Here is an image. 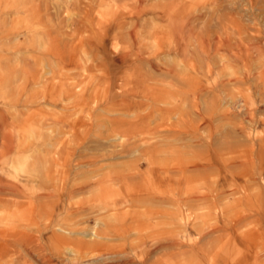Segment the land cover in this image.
<instances>
[{
  "label": "rangeland",
  "instance_id": "374dc122",
  "mask_svg": "<svg viewBox=\"0 0 264 264\" xmlns=\"http://www.w3.org/2000/svg\"><path fill=\"white\" fill-rule=\"evenodd\" d=\"M212 1L182 0L181 17L194 22L207 17L213 22L209 25L212 36L217 35L213 38L219 39L225 37L222 25L228 23L226 28L231 30V17H240L237 20L243 21L249 36L264 37V0ZM167 2L0 1V114L7 120L5 131L0 123V181L20 187L0 189V264H42L47 260L70 264L78 259L73 243L93 239L107 224L114 229L100 249L106 255L103 264H264V174L258 173L259 140L246 139L241 128L264 132V91L258 90L264 88V53L256 50L255 55L251 50L253 68L230 63L238 68L234 73L232 66L221 68L215 55L210 64L213 71L205 72V79L198 78L203 89L207 88L198 98L200 106L207 114L214 112L217 125L213 133L203 132L202 138L210 134L216 143L236 142L230 155H234L239 176L233 183L228 174L220 172L203 179L187 178L188 173L183 177L178 163L191 155V140L184 128L189 103L181 102L176 94L185 83L167 68L174 72L190 69L175 49L172 25L162 15ZM197 20V25L192 21L196 27L200 26ZM243 75H248L250 84L239 79ZM255 77L261 79V87ZM144 86L150 93L142 91ZM231 92L238 101L235 109L227 98ZM215 95L221 99L216 101ZM176 103L179 107L172 111ZM141 119L145 124L138 130ZM236 124L241 125L238 130ZM3 131L10 135V150L1 147ZM198 148L204 155L211 154L204 145ZM253 148L257 150L251 151ZM179 185L182 196L202 192L205 201L188 200L183 207V202L173 198L176 191L181 193ZM103 192L110 199L122 195L126 202L118 208L100 209ZM213 197L218 199L216 206ZM181 210L190 215L186 224L178 219ZM235 216L242 220L233 231L230 226Z\"/></svg>",
  "mask_w": 264,
  "mask_h": 264
},
{
  "label": "bare ground",
  "instance_id": "6f19581e",
  "mask_svg": "<svg viewBox=\"0 0 264 264\" xmlns=\"http://www.w3.org/2000/svg\"><path fill=\"white\" fill-rule=\"evenodd\" d=\"M1 1V0H0ZM14 1V0H13ZM26 1V0H25ZM164 1V0H163ZM167 1V0H166ZM249 1H251V0H249ZM12 2V1H11ZM19 2V1H18ZM141 2V1H140ZM213 3H214V0L212 1ZM229 2V1H228ZM20 3V2H19ZM215 3H216V0H215ZM249 3V2H248ZM167 4H168V8L167 9H169V11L170 12H168V11H166L165 9V6L163 7L162 6V8H163V12H166V13H163L162 15H166V17H165V19H166V21L168 22V24H169V22H170V26L173 28V30H174V32L175 33H173L174 34V37H176L173 41H174V44H175V49H177L178 50V52H179V54H180V58H181V60H182V62H186L187 64H188V68L190 69V71L189 72H186V71H184V72H174V70L172 69V68H167V70H168V72H170L171 74H175V75H177V77L178 78H180L181 80H182V82H184L185 83V85H183V86H185L184 88H182V89H178V92L176 93L177 94V96H178V99H180V101L181 102H185V103H189L188 104V108H189V110H188V112H187V110H186V113H187V120H185L186 121V125H185V131H186V133H187V135L189 136V141L191 142V155H195V157H193V158H191L192 156L190 155V157H188V159L186 160V161H183V162H181V161H179V168H178V171L183 175V177H185L186 175H187V173H188V175L186 176L187 178H190L191 176H193V177H198V178H202V177H204V176H206V175H210V174H213V173H211V172H220V173H224V174H228L230 177H231V181H232V183L234 182V178H235V176L236 175H238V171H237V165L234 163V155H230L231 153H234L235 152V141L234 140H232V141H224V142H218L217 141V143L216 142H213V140H212V138H214V137H212V135H210L209 134V136H207V135H205V136H207V137H203L202 138V135H203V132H207V131H209L210 133H213L215 130V128H216V123H215V119L213 118V113H211V115L210 114H207L205 111H204V109H202L201 108V106H200V102H199V100H198V98L200 99V95H201V92L202 91H204V90H206L207 88H205V89H203V86H202V81L200 80H198V78L199 77H201V76H205V72H212L213 70V68L212 67H210V66H212V65H210V64H212V58H213V56H215L216 55V57L219 59V61H220V63L219 64H221L220 66H221V68H226V67H228V66H232V65H229L230 63H234V67H237L238 65V63H241V64H243V66H241V64H240V66L241 67H244V69L249 65V68H250V63H252L251 62V57L253 58V55L251 56V53H252V51L253 52H255L256 54L255 55H257L258 53L256 52V50L257 51H261V53H264V37H262V38H260V37H258V33H259V35H261L262 34V36H264V33H261L260 34V31L258 30V32H257V34H255V35H257V37H255V36H249L248 35V29L246 28V26L244 25V24H242L243 23V21H242V23L239 21V20H237V19H240V17L239 18H237L236 20H234V19H232V17H231V20L229 21V23L231 24L230 25V28H231V30L230 29H227L226 28V26H227V24L225 25V26H223L224 24H223V22H222V28L221 29H223V31L225 32L224 34H225V37L223 36V38H221V36H219L220 37V39L219 38H213V37H215V36H217V35H215L214 34V36H212L213 35V33H211L210 32V28H209V25H211V22H212V20H208V18L206 17V20L204 19V18H199L198 20H197V22H199V24H200V26L198 25V27H196V25L198 24V23H195L196 22V20H195V22H194V20H193V18H192V20L191 21H189L188 19H184L183 20V18L181 17V10H182V7H181V4H183L182 3V0H168V2H167ZM188 4V3H187ZM232 4V3H231ZM245 4V3H244ZM1 5V4H0ZM5 7H6V5L5 4H3ZM12 5V4H11ZM236 5V4H235ZM234 5V6H235ZM240 5V4H239ZM4 7V8H5ZM18 7V6H17ZM232 7V6H231ZM236 7V6H235ZM243 7H245V6H243ZM246 8V7H245ZM187 9V8H186ZM241 9V8H240ZM0 10H3V9H0ZM19 10V9H18ZM198 10V9H197ZM22 11V10H21ZM236 11H239L238 9H236ZM2 12V11H1ZM6 12H7V10H6ZM18 12V11H17ZM235 12V11H234ZM3 13V12H2ZM161 13H162V11H161ZM4 14V13H3ZM195 14V13H194ZM230 14V13H229ZM219 15V14H218ZM225 15H227V17H228V14H225ZM237 15V14H236ZM10 16V15H9ZM131 16V15H130ZM217 16V15H216ZM205 17V16H204ZM211 17V16H210ZM212 17H214V16H212ZM211 17V18H212ZM217 17H219V16H217ZM234 17V16H233ZM196 18V17H195ZM221 18V17H220ZM220 18H218V20L220 19ZM224 18V17H223ZM229 18V17H228ZM161 20V19H160ZM215 20H217L216 19V17H215ZM221 20V19H220ZM223 20V19H222ZM227 20V19H226ZM3 21V20H2ZM196 24V25H194L193 24V22ZM245 21V20H244ZM201 22V23H200ZM213 23V22H212ZM249 23V22H248ZM215 24H218V23H215ZM251 26H253L251 23H249ZM249 24H247V25H249ZM169 27V26H168ZM256 27V26H255ZM2 28V27H1ZM166 28V27H165ZM254 28V27H253ZM132 29V28H131ZM213 29V28H212ZM168 30V29H167ZM172 30V31H173ZM255 30V29H254ZM7 31V30H6ZM133 31H135V30H133ZM217 31V30H216ZM215 31V32H216ZM214 32V33H215ZM219 32H221V31H219ZM218 32V33H219ZM252 31H250V33H251ZM254 32V31H253ZM252 32V34H254ZM46 33V32H45ZM159 33V32H158ZM161 33V32H160ZM48 34V33H47ZM172 34V33H171ZM156 35V34H155ZM154 35V36H155ZM242 35H245V37L243 36L242 37ZM165 36H167V35H165ZM173 36V35H172ZM230 36H232V38L230 37ZM160 37H162V36H160ZM230 37V38H229ZM142 38H144V37H142ZM151 38V37H150ZM163 38V37H162ZM177 38H178V40H177ZM179 38L183 41V43L181 44H178L179 43ZM134 39V38H133ZM131 40H132V38H131ZM178 42H177V41ZM140 41V40H139ZM171 41V40H170ZM149 42V41H148ZM172 42V41H171ZM136 44V43H135ZM165 45V44H164ZM172 46V45H171ZM138 47V46H137ZM159 47V46H158ZM46 48V47H45ZM137 49V48H136ZM136 49H134V50H136ZM174 49V50H175ZM224 50V51H227L228 52V55H223L222 53H224L223 51L221 52V50ZM253 49V50H252ZM252 50V51H251ZM136 52V51H135ZM134 52V53H135ZM138 52V51H137ZM140 53V52H139ZM261 53H259V54H261ZM225 54H226V52H225ZM253 54V53H252ZM141 55V54H140ZM155 55V54H154ZM143 56H145V55H143ZM256 57V56H255ZM254 57V58H255ZM259 57H262V54L261 55H259ZM218 59H217V61H218ZM256 60L258 59V63L260 62V63H262L261 61H262V59L260 60L258 57L257 58H255ZM254 59V60H255ZM260 60V61H259ZM126 61V60H125ZM132 61V60H131ZM253 61V60H252ZM184 62V63H185ZM257 62V61H256ZM128 63V62H127ZM214 63V62H213ZM237 63V64H236ZM173 64V63H172ZM182 64V63H181ZM180 64V65H181ZM218 64V63H217ZM257 64V63H256ZM237 65V66H236ZM258 65V64H257ZM261 64H259V66H260ZM219 66V67H220ZM232 66V68H234ZM255 66V65H254ZM258 66V68H256L257 69V71L259 70L260 71V67ZM215 67H217V65L215 66ZM251 67H252V65H251ZM221 68H218V69H221ZM229 68V67H228ZM232 68H230V71H231V69ZM253 68V67H252ZM175 69V68H174ZM181 69V68H180ZM217 69V68H216ZM238 69V68H237ZM237 69L235 70V68L232 70L233 71V73H234V70L235 71H237ZM29 70V69H28ZM164 70V69H163ZM249 70V69H248ZM180 71V70H179ZM182 71V70H181ZM217 71V70H216ZM224 71H229L228 69L227 70H224ZM224 71L222 70V72L224 73ZM231 71V72H232ZM240 71V73L243 71H241V70H239ZM246 71V70H245ZM256 70L255 71H253V73L254 72H257ZM7 72V71H6ZM217 72H219V71H217ZM221 72V70H220V73H222ZM230 72V73H231ZM250 72V71H249ZM215 74H217L216 72H214ZM232 74V73H231ZM245 74H247V73H245ZM261 74L262 75H264V70H262L261 71ZM2 75V74H1ZM4 75H5V73H4ZM208 75H209V73H208ZM210 75H212V77L211 78H213V75L214 74H211L210 73ZM224 75H227V74H224ZM233 75H235V74H233ZM236 75H238V73H236ZM23 76V75H22ZM41 76V75H40ZM204 76H203V78H204ZM256 76H257V74H256ZM259 76V75H258ZM209 77V76H208ZM217 77V76H216ZM226 77V76H225ZM229 77H230V74H229ZM261 76H259V78H260ZM7 78V77H6ZM210 78V77H209ZM254 78V77H253ZM256 78L257 77H255V80H256ZM258 78V79H259ZM261 78H264V76H262ZM205 79V78H204ZM204 79H203V81H204ZM224 79V78H223ZM232 78H230V80H231ZM234 79V78H233ZM240 80H242L243 81V83L244 82H246V83H249L248 82V75H243V77L242 78H239ZM258 79L256 80L257 82H258V84L260 85V83H261V79H260V81H258ZM144 80V79H143ZM142 80V81H143ZM147 80V79H146ZM209 80V79H208ZM217 80V79H216ZM219 80H220V78H219ZM225 80V79H224ZM224 80H223V82H224ZM254 80V79H253ZM141 81V82H142ZM207 81V80H206ZM211 81H214V80H212L211 79ZM232 81V80H231ZM239 81V80H238ZM146 82V81H145ZM205 82V81H204ZM217 82L218 81H216V84H217ZM223 82H220L221 84H220V86H221V88H224L223 86ZM240 82V81H239ZM262 82H264V81H262ZM1 83H3V82H1ZM206 83V82H205ZM209 83H210V81H209ZM208 83V84H209ZM215 82H213L212 84H214ZM229 83V82H228ZM236 83H238V82H236ZM236 83H234V84H236ZM252 83V82H251ZM254 83L256 84V82L254 81ZM254 83H253V86H254ZM136 84V83H135ZM142 84H143V82H142ZM204 84V83H203ZM218 84H219V82H218ZM250 84V83H249ZM248 84V85H249ZM257 84V85H258ZM43 85V84H42ZM144 85V84H143ZM150 85V84H149ZM205 85V84H204ZM210 85V84H209ZM244 85V84H243ZM262 85V87H264V83H262L261 84ZM261 85H260V87H261ZM74 86V85H73ZM132 86V85H131ZM216 86V85H215ZM220 86H219V88H220ZM239 86V85H238ZM245 86V85H244ZM247 86V85H246ZM144 87H146V86H144ZM143 87V88H144ZM206 87V86H205ZM212 87V86H211ZM241 87V86H240ZM247 87H249V86H247ZM218 88V89H219ZM239 88V87H238ZM256 88V87H255ZM259 88V87H258ZM7 89V88H6ZM145 89H148L147 87L146 88H144L142 91H144ZM227 89V88H226ZM248 89V88H247ZM257 89V88H256ZM4 90V89H3ZM23 90V89H22ZM214 90V89H213ZM225 90V89H224ZM239 90H241V89H239ZM242 90H245L244 88L242 89ZM258 90H260V92H262V91H264V88H262V89H258ZM6 91V90H5ZM136 91V90H135ZM147 91V90H146ZM210 91V90H209ZM215 91V90H214ZM218 91V90H217ZM217 91H215V92H217ZM232 91V90H231ZM249 91V90H248ZM148 93H150V90L148 89V91H147ZM205 92V91H204ZM259 92V91H258ZM260 92H259V94H260ZM218 93V92H217ZM235 93V92H234ZM152 94V93H151ZM203 94H205V93H203ZM6 95V94H5ZM153 95V94H152ZM152 95H150V96H152ZM158 95V93L157 94H154L153 96H155L156 98L158 97H161V96H157ZM162 95V94H161ZM221 95V94H220ZM216 96V101L217 100H219V99H221V98H219V97H221V96H217V95H215ZM214 96V97H215ZM251 96V95H250ZM256 96V95H255ZM261 96H264V95H261ZM154 97V98H155ZM171 97H172V95H171ZM225 97V96H224ZM253 97V96H252ZM259 97H260V95H259ZM155 98V99H156ZM174 98H176V95H175V97H173L172 99H174ZM217 98H219V99H217ZM227 98L229 99V104L231 105V107L232 108H234L235 109V105H236V103H238V101H237V99L232 95V92H231V95H227ZM226 98V99H227ZM238 98H240L239 96H238ZM171 99V98H170ZM171 99V100H172ZM202 99V98H201ZM245 98H242V100H244ZM260 99V98H259ZM261 99H264V98H261ZM205 100V99H204ZM214 100V99H213ZM176 101V100H175ZM239 101H241V100H239ZM248 101V100H247ZM202 102V101H201ZM205 102V101H204ZM242 102H244V101H242ZM242 102H241V104H242ZM257 102V101H256ZM260 102H262V101H260ZM206 103V102H205ZM221 103V102H220ZM240 103V102H239ZM244 103H246V100H245V102ZM167 104H168V102H167ZM182 104V103H181ZM250 104H251V102H250ZM255 104V103H254ZM163 105V104H162ZM201 105H203V103H201ZM205 105V104H204ZM243 105V104H242ZM241 105V106H242ZM249 105V104H248ZM207 106V105H206ZM210 106H212V104L210 105ZM226 106V105H225ZM179 107V105L176 103V104H174L173 105V107H172V111L173 110H175L176 108H178ZM218 107V106H217ZM228 107V106H227ZM237 107V106H236ZM246 107V104H245V106H244V108ZM205 108V107H204ZM211 108V107H210ZM230 108V107H229ZM240 108V107H239ZM243 108V107H242ZM163 109V108H162ZM206 109V108H205ZM209 109V108H208ZM217 109V108H216ZM9 110V109H8ZM156 110H159V109H156ZM165 110V109H164ZM211 110V109H210ZM212 110H214V109H212ZM253 110V109H252ZM169 111H171V109H169ZM171 111V112H172ZM222 111V110H221ZM221 111H220V113H221ZM228 111V110H227ZM226 111V112H227ZM247 111V110H246ZM255 111V110H254ZM166 112H167V110H166ZM229 112V111H228ZM225 113V116H226V118L228 117L229 118V113L230 112H232V111H230L229 113ZM251 112L252 111H250V115H251ZM219 113V112H218ZM224 113V112H223ZM235 113V112H234ZM248 114H249V112H247ZM169 114V113H168ZM168 114H166V116L168 115ZM179 114V113H178ZM177 114V115H178ZM254 114V113H253ZM252 114V116H255V115H253ZM160 115H161V113H160ZM165 115V114H164ZM232 115V114H231ZM243 115V114H242ZM174 116V115H173ZM182 116V115H181ZM184 116V115H183ZM182 116V117H183ZM249 116V115H248ZM247 116V117H248ZM182 117H180L181 119H182ZM250 117V116H249ZM258 117V116H257ZM167 118V117H166ZM217 118V117H216ZM240 118H242V117H240ZM251 118V117H250ZM249 118V119H250ZM168 119V118H167ZM176 119V118H175ZM184 119V118H183ZM238 119V118H237ZM249 119H248V121H249ZM75 120H76V118H75ZM160 120H162V118L160 119ZM229 120H230V118H229ZM254 120V119H253ZM6 119H5V116L4 115H2V114H0V123H1V129H3L4 131H5V125L7 124L6 123ZM138 121V120H137ZM165 121V120H164ZM232 121H234V119H232ZM235 121H236V119H235ZM251 121H252V119H251ZM129 122V121H128ZM136 122V121H135ZM134 122V123H135ZM139 122V121H138ZM241 122V121H240ZM244 122V121H243ZM253 122V121H252ZM251 122V123H252ZM133 123V122H132ZM133 123V125L135 126V124ZM180 123H182V122H180ZM237 123V122H236ZM245 123H246V121L244 122V125H245ZM145 124V120L144 119H141L140 120V122L139 123H137V129L139 128V129H142L143 128V125ZM169 124V123H168ZM240 124H242V123H240ZM239 124V125H240ZM247 124V123H246ZM237 125V128H235L236 130H238L239 128H240V126L238 125V124H236ZM236 125H234L235 127H236ZM243 125V124H242ZM253 125V124H252ZM134 126H133V128H134ZM233 126V125H232ZM246 126V125H245ZM167 127V126H166ZM239 127V128H238ZM131 128V127H130ZM147 128H149V127H147ZM146 128V129H147ZM242 128V132H243V134H244V136H245V138L246 139H249V140H251V139H254L255 137H257V139L259 140L258 141V143H259V146H258V148H259V150L257 151V158H258V160H259V163H260V169H258V173L260 174V175H262V174H264V152H262V148H264V132H262V133H253L252 131H250V130H247V129H245V128H247V127H245V128H243V127H241ZM252 128V127H251ZM138 129V130H139ZM180 129V128H179ZM217 129V128H216ZM224 129V128H223ZM234 129V130H235ZM134 130V129H133ZM143 130V129H142ZM184 130V129H183ZM3 131V133L1 134L2 135V137H1V147H4V148H6L7 150H10V144H9V139H10V135L7 133V132H4ZM217 131V130H216ZM142 132V131H141ZM144 132V131H143ZM231 132V131H230ZM236 132H240V131H236ZM235 132V133H236ZM242 132H241V134H242ZM140 133V132H139ZM183 133V132H182ZM234 133V132H233ZM134 134H136V133H134ZM218 134V133H217ZM238 134H240V133H238ZM188 136H187V138H188ZM243 136V135H242ZM243 136V137H244ZM174 138V137H173ZM244 138V139H245ZM177 140V139H176ZM249 140H248V142H249ZM188 141V142H189ZM253 141V140H252ZM172 142V141H171ZM194 142V143H193ZM247 142V141H246ZM251 143V142H250ZM252 144V143H251ZM250 144V145H251ZM198 145H201V146H206V149L208 150V151H210V153L212 154L213 153V155H211V154H207V155H204V152H200V149L198 148ZM256 145V144H255ZM254 145V146H255ZM188 146V145H187ZM197 146V147H196ZM249 146V145H248ZM165 147H167V146H165ZM189 147V148H190ZM242 147V146H241ZM243 147H245V145L243 146ZM252 147V146H251ZM189 148H188V150H189ZM242 149V148H241ZM240 149V150H241ZM244 149V148H243ZM187 150V151H188ZM203 150V149H202ZM201 150V151H202ZM239 150V149H238ZM250 150V149H249ZM252 150H254V148L253 149H251V151ZM257 150V149H256ZM256 150H254L253 152H255ZM248 151V150H247ZM12 152V151H11ZM55 152V151H54ZM148 152H149V150H148ZM249 152V151H248ZM179 153H181V152H179ZM223 154L224 155V153H228L229 154V156L228 157H223L221 154ZM246 153V152H245ZM147 154H149V153H147ZM184 154H185V152H184ZM145 155V154H144ZM247 155V154H246ZM237 156V155H236ZM252 156H253V154H252ZM255 156V155H254ZM198 157V158H197ZM246 157V156H245ZM251 157V156H250ZM190 158V159H189ZM197 158V159H196ZM256 158V157H255ZM149 159H151V158H149ZM178 159V158H177ZM245 159V158H244ZM253 159H254V157H253ZM250 161V160H249ZM254 161V160H253ZM257 161V160H256ZM251 162V161H250ZM171 163V162H170ZM175 163V162H174ZM241 163H243L242 161L240 162V164ZM255 163H257V162H255ZM237 164H239V163H237ZM249 164V163H248ZM252 164H254V162H252ZM148 165H153V163L152 162H149L148 163ZM247 165V164H246ZM161 166V165H160ZM239 166V168H240V165H238ZM244 166V165H243ZM241 167L240 169H242V168H244V167H246V166H244V167ZM256 166H257V164H256ZM255 166V167H256ZM177 167H178V165H177ZM248 168H249V166H248ZM247 168V169H248ZM175 169V168H174ZM177 169V168H176ZM239 169V171H241ZM252 169V168H251ZM255 169H257V168H255ZM254 169V170H255ZM148 171V170H147ZM160 171V170H159ZM256 171V170H255ZM57 173V172H56ZM30 174V173H29ZM192 174H194V175H192ZM217 174H219V173H217ZM180 175V174H179ZM239 176V175H238ZM245 176V175H244ZM260 177V176H259ZM180 178V177H179ZM186 178V179H187ZM250 178V177H249ZM175 179V178H174ZM203 179V178H202ZM259 179H261V178H259ZM171 180V179H170ZM182 180H183V178H182ZM175 181V180H174ZM179 181V180H178ZM205 181V180H204ZM262 181H264V180H262ZM18 182V181H17ZM168 182V181H167ZM177 182V181H176ZM189 183V182H188ZM216 183V182H215ZM259 183H260V185H261V181H259ZM25 184V183H24ZM200 184V183H199ZM199 184H198V186H199ZM236 184V183H235ZM125 185V184H124ZM123 185V186H124ZM145 185V184H144ZM174 185H175V182H174ZM233 185V184H232ZM262 185H264V184H262ZM231 186V185H230ZM240 186H242V185H240ZM23 187V186H22ZM251 187V186H250ZM1 188H6V189H8V190H18L20 187L17 185V184H8V183H6V184H4V183H1V181H0V189ZM26 188V187H25ZM171 188V187H170ZM182 188H184L183 186H182ZM187 188H189V187H187ZM185 189H186V187H185ZM258 189H259V187H258ZM22 190V189H21ZM178 190H180L181 191V187H180V185H179V187H178ZM183 190V189H182ZM196 190V189H195ZM223 190H225V189H223ZM262 190H264V189H262ZM188 191V190H187ZM201 191H203V190H201ZM200 191V192H201ZM21 193V192H20ZM62 192H60V194H61ZM179 191L177 192L176 191V194L177 195H175V196H173V198H175V200L177 201V203H181V202H183L182 204H183V207H187L188 205H187V202H189L188 200H191V203H192V200H194V201H198L199 203H201L203 200L205 201V194L202 196V192L201 193H199V195H197L196 193H191V192H188V193H186V195L185 196H182V191H181V193H180V195H179ZM204 193H206V192H204ZM216 193V192H215ZM224 193H225V191H224ZM201 194V195H200ZM37 195V194H36ZM207 195V194H206ZM40 196V195H39ZM42 196V195H41ZM60 196V195H59ZM147 197V196H146ZM190 197H192V198H190ZM211 197H212V195H211ZM112 199H110V195H108L107 193H105V192H103V193H101V198H100V201H101V208L100 209H107L109 206H111L112 208L114 207V208H118L119 207V205L120 204H123L124 202H126V200H125V198L122 196V195H117V197L116 196H113V197H111ZM217 198V197H216ZM58 199V198H57ZM209 199H210V197H209ZM213 199H214V197H213ZM49 200V199H48ZM51 200V199H50ZM210 200H212V199H210ZM209 200V202L211 203L212 201H210ZM218 200V199H217ZM217 200H215L214 199V201H215V203H216V201ZM221 200V199H220ZM49 202V201H48ZM131 202V201H130ZM206 202H208V199L206 200ZM208 202V203H209ZM47 204V203H46ZM53 204V203H52ZM184 204H185V206H184ZM218 203H216L215 204V206L217 205ZM230 204V203H229ZM176 205V204H175ZM178 205H180V204H178ZM52 206V205H51ZM137 206V205H136ZM181 206V205H180ZM214 206V207H215ZM179 207V206H178ZM229 207V206H228ZM51 208V207H50ZM182 208V207H181ZM180 208V209H181ZM191 208V207H190ZM188 209V208H187ZM186 209V210H187ZM7 210V209H6ZM182 210H184L183 208H182ZM180 211L181 213H180V216L178 217V219H180V221L181 222H183L184 224H186V222H187V219H188V213H187V211ZM212 212V211H211ZM229 212V211H228ZM42 214V213H41ZM44 214V213H43ZM241 215V214H240ZM43 216V215H42ZM190 216V215H189ZM242 216V215H241ZM241 216H235L236 218H233V223H232V225H231V223H230V228H232V230L233 231H235V229H236V227H237V223H240V221L242 220L241 218L243 217H241ZM246 216V215H245ZM244 216V217H245ZM222 219V218H221ZM223 220V219H222ZM173 221V220H172ZM103 223H104V221H103ZM111 225V224H110ZM109 224H107V225H105V227L104 228H102V229H100V230H98L95 234H94V232H93V234L95 235V237L93 238V239H89V240H77L75 243H73V248H72V250H74V252L76 253V256H78L77 258V260L75 259H72L71 260V263L70 264H103V261L105 260V256L103 255V254H101L100 253V249L106 244V240H104L105 238H107L108 236H110L109 234H111V231L114 229L112 226H110ZM220 225V224H219ZM226 226V225H225ZM36 227V226H35ZM123 227V226H122ZM121 227V228H122ZM217 227H218V225H217ZM100 228V227H99ZM119 228V227H118ZM118 228H116V232L118 233L119 231H117V229ZM120 228V229H121ZM215 228V227H214ZM227 228H228V226H227ZM226 228V229H227ZM225 229V230H226ZM122 230L124 231V228H122ZM227 231V230H226ZM228 233V232H227ZM15 234V233H14ZM176 234V233H175ZM229 234V233H228ZM237 234V233H236ZM1 235V234H0ZM22 235V234H21ZM186 236V235H185ZM30 239L32 238V239H35V237H32L31 235H29L28 236ZM188 237V236H187ZM240 238V237H239ZM177 239V238H176ZM175 239V240H176ZM186 240H188L187 238H186ZM189 240H190V238H189ZM188 240V241H189ZM211 240V239H210ZM30 241H32V240H30ZM35 241V240H34ZM119 241V240H118ZM158 241V240H157ZM241 241H243L242 239H241ZM249 241V240H248ZM133 242V241H132ZM168 242V241H167ZM173 242V241H172ZM177 242V241H176ZM156 244V243H155ZM168 244V243H167ZM159 245V244H158ZM174 245V244H173ZM176 245V244H175ZM177 245H178V243H177ZM155 246V245H154ZM242 246V245H241ZM29 247V246H28ZM109 247V246H108ZM161 247V246H160ZM173 247V246H172ZM134 248V247H133ZM70 249V248H69ZM106 249V248H105ZM109 249V248H108ZM150 249V248H149ZM103 250V249H102ZM152 252V251H151ZM120 252L118 251V254H119ZM126 253V252H125ZM124 253V254H125ZM128 254H129V252H127ZM47 254V253H46ZM112 254V253H111ZM142 254V253H141ZM123 255V254H122ZM127 255V254H126ZM132 255V254H131ZM143 255V254H142ZM257 255V254H256ZM75 256V257H76ZM109 257V256H108ZM124 257H126V256H124ZM128 257V256H127ZM107 259H109V258H107ZM106 259V260H107ZM111 259V258H110ZM123 259V258H122ZM143 259V258H142ZM47 260V259H46ZM67 260V259H66ZM78 260H79V262H78ZM115 260V259H114ZM108 261V260H107ZM70 262V261H69ZM128 262V261H127ZM243 262V261H242ZM67 263H68V261H67ZM151 263V262H150ZM42 264H53V262H51L50 260H47L46 262H43ZM117 264H120V263H117ZM152 264V263H151Z\"/></svg>",
  "mask_w": 264,
  "mask_h": 264
}]
</instances>
